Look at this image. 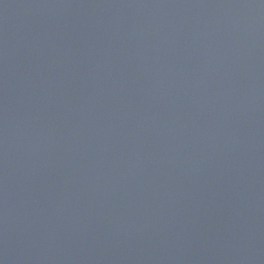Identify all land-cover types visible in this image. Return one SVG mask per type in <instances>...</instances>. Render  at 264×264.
<instances>
[{
	"label": "water",
	"instance_id": "water-1",
	"mask_svg": "<svg viewBox=\"0 0 264 264\" xmlns=\"http://www.w3.org/2000/svg\"><path fill=\"white\" fill-rule=\"evenodd\" d=\"M0 264H264V0H0Z\"/></svg>",
	"mask_w": 264,
	"mask_h": 264
}]
</instances>
